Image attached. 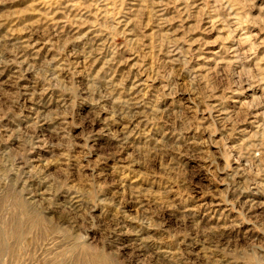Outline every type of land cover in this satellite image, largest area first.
<instances>
[{
    "label": "rangeland",
    "instance_id": "374dc122",
    "mask_svg": "<svg viewBox=\"0 0 264 264\" xmlns=\"http://www.w3.org/2000/svg\"><path fill=\"white\" fill-rule=\"evenodd\" d=\"M0 264H264V0H0Z\"/></svg>",
    "mask_w": 264,
    "mask_h": 264
}]
</instances>
